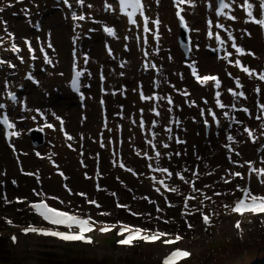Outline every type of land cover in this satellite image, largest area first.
<instances>
[{"label": "bare ground", "instance_id": "1", "mask_svg": "<svg viewBox=\"0 0 264 264\" xmlns=\"http://www.w3.org/2000/svg\"><path fill=\"white\" fill-rule=\"evenodd\" d=\"M100 1L101 0H83V4L80 5L78 11L81 12V9H84L87 14L89 12V16H93L95 19H99V22L103 23L106 27L113 28L115 35L109 36L106 42L101 36L100 40H103V42L99 43V36L93 35L90 36L87 34L86 37H81V35H76V44L78 45V51L76 52V58H74L73 62H76L79 67H81V62L83 61V56L86 48L89 46H92L91 54L95 55V59H101L102 66L105 70H109L107 73V76L104 78V83H94L93 84V90H96L97 88H101V92L103 94H107L108 91L111 88H114L120 84V82H124L127 80L126 83L130 81V85L128 87V90L121 89L118 91L116 97L114 99H109V101L106 103L103 108L94 107V118L95 120L92 122L91 125L89 124H82L79 128L76 127L74 120L78 119L80 117L79 114L76 112H73L71 110L78 109L80 111L81 107H84L87 101V97H84V100L82 102V106H79L78 103H75L74 107L71 109H68V103L72 100L71 98H74L66 89V82L69 76V69L65 74V69L63 72L61 71L60 74H56L55 70L60 65H65V60L59 59L61 51V45L62 40H66V43L68 42V34L69 30L66 28L62 22H59V25L57 22H54V16L50 15L45 17L43 20H39L36 18H32L30 22V27L33 30L34 27H36V30L40 32V34H43V37H41V43L38 45H41V48L44 50H50L49 56L50 59V68L46 71V68L43 72L46 71L44 74V82L49 84L50 93L55 95V100L60 99V97H64L66 101L60 100L59 106L57 107L56 104H52V100H48V89L46 85H42L39 88H36L34 92L41 93V95H44L46 97V100L43 101L44 107H50L51 113H55L56 111L59 112H65L69 115V119L67 120V117L63 119V128L68 131V135L72 136V140H65L64 138L57 139V135L60 132V127L56 121H54V124L56 126L55 130H53L50 133H46L47 136L50 137V147L42 148V150H51L55 152V162L57 164V170L58 173L55 172V169L50 166H45L44 169L46 171L52 170V175L50 176L51 179L49 181L43 180V184H46L44 187L48 191L50 190V187L52 189H56L59 187V196L58 199H65L67 201L71 195H75L79 198H87V199H93L96 202L99 200L95 197L91 196V190L92 188L97 189L96 192L101 193L100 195H107L111 194V178L107 174L106 169V153L105 151H102V155L96 159V164L94 169L89 168V172L83 171L85 169V166H81L79 162H81L78 157L75 155L76 147L78 141L84 136L80 137L79 140H76L79 137V134L82 132L87 136V140L85 141L88 145L89 150H94L96 154L97 151L101 150L99 149V146L101 144H104L106 140H115L117 142H121L123 139L126 140L127 137H131L132 135H136L138 133V130L140 129L141 121H143V127L145 128V139L142 138H134L133 140H130L131 143L135 147L138 146V151L131 154V150L125 148V160L127 161L128 155L131 156V160L134 159V162L132 165H134L132 171L137 172V175H133L132 172L129 174H126V179L129 182V184L135 188V190L140 191L144 188L149 191V186L147 184V178H146V165H143V162L145 161L144 158L139 159L138 154L140 151H142L145 147L150 149H156L157 152L160 153V156L157 158V155H154L150 157V163L152 167L157 166V160H159V166L167 168L169 172L172 173L173 171H176V173H181L185 176L186 179H188L190 182L194 181V187L198 189V191H192V184H185L183 181H181L177 176L176 178L180 180L183 185L182 186H176L175 182L166 179V173L161 174L160 172L156 171L159 176H162L165 178V184L169 185L171 187V183L174 184V187L179 188V192L185 191L186 186L188 188L189 195L187 196H193L196 197V199L190 200L189 203H198V201L203 200V204L199 205L201 209H209L211 208V211H214V214L211 215L212 223L210 227L215 230L219 231L224 229L225 226L230 225L231 216L228 214V210L224 208L223 203L228 197L227 195L230 193V191L234 190L233 181L231 182L225 171H224V161L222 158H224V154L222 151L223 148V126L225 123H228L230 117L228 116L229 108L231 107L230 104V96L231 92L229 89H232L234 92H243L247 88L248 79H244V77H241L243 75V72L240 71H233L230 67V63L233 61H229V72H222L221 67L219 65V61L216 60L213 56H217L216 54H213V56L209 55L210 52V45L212 42L205 43L201 42V31L204 29L210 28L215 23H219L224 25L225 30L227 34L222 31L221 32V39L224 41V44L220 48L219 55L225 56L227 49H231L229 53L232 55L228 56L229 60H232L233 58H240L242 60V64L246 67H249L250 69L254 70L256 74L259 76L261 72H264V66L261 65V61H264V44L262 42V37L260 36V33L257 30H248V25L244 26L242 22L240 21L241 13L244 11L243 7L239 9V4L243 0H229V8L226 10V14L224 18H220L219 20L215 19L212 11H211V21L212 25L209 24V22H206L203 20V16H205L204 11H202V7H197L196 5H202L204 3V0H192L191 3L189 1L185 2V8L187 6V10H185L186 14L185 20L187 22H193L196 23L198 28H195L193 32H191L192 39H193V47L192 52L190 56L188 57V65L182 63L181 69L184 70L179 71V67H177L175 64L166 65L162 69V66L160 64V60L157 59V62L153 64V54H151L152 51V34L153 32L155 35L158 32L159 39H156V43L158 47L162 50L163 45H167L164 35H162V28L167 27L168 32L171 29H174L175 27V33H176V26L173 25L172 21V14L175 13L177 10V4L175 0H143L144 5V11L145 15L148 17V27L149 31L147 32V44H146V53L144 57L139 52V46L136 43L135 40V31L131 27H126L125 20L122 17L117 16V13L115 14V5L110 1L107 0L106 2L108 4L112 5V8L109 12H107L105 15H100ZM213 2V0H211ZM249 2L253 3L254 5V15H257L258 17V5L259 0H249ZM199 3V4H198ZM92 4H97V7H93ZM214 4V3H213ZM90 5V6H89ZM162 10V11H161ZM213 10V9H212ZM7 11H10L7 8ZM161 11V12H160ZM160 14H162L163 21L160 19ZM230 15H234L236 19L234 21H231L227 18ZM30 16V15H29ZM28 16V17H29ZM83 16V15H82ZM191 16V18H190ZM17 19L24 20L23 17H17L13 16ZM90 17L87 15H84V19L82 21V25L79 28L80 33L84 34V28L88 29L92 26L91 20H89ZM159 19L160 24L157 29V27L152 23V21ZM247 20V17H246ZM124 21V23H123ZM24 24H26V20L22 21ZM78 23V22H77ZM89 23V24H88ZM122 23V24H121ZM88 24V25H87ZM252 24V23H251ZM77 25V24H76ZM242 25V26H241ZM58 27L62 30L61 39L59 37L58 33ZM216 27V24L215 26ZM70 28V27H69ZM232 29L236 32H232ZM70 32H72V29H70ZM228 33H231L232 36L235 38L236 43L238 46L243 47L245 49V52H251L252 55H245L243 57H237L235 53V49L231 47L232 41L228 40ZM0 39H2L0 37ZM92 39V40H91ZM170 40V39H168ZM64 42V41H63ZM106 43H110L114 46H117V51L115 52V58L118 59L119 57H123L125 54L135 53L134 54V60L135 63L133 64V59L129 63H127L122 68V72L119 74H114L113 68L111 65H109V58H110V52L107 50H102L103 46ZM49 44H51V47H49ZM69 44V42L67 43ZM73 44V41H70V45ZM37 45V44H36ZM101 47V49H100ZM65 49V46L63 47V50ZM206 50L208 53H206ZM29 50H26L25 48H21V51L19 50L17 53L16 58H22L24 60L26 52ZM68 50L66 49V54ZM175 49L172 53L173 56L175 55ZM33 53L32 51L30 52ZM33 55V54H32ZM34 56V55H33ZM13 58V57H11ZM91 62H93V58H89ZM140 59H147L148 60V70L145 73L144 76L135 73V65H138ZM190 59H193L194 62L198 61L197 64H201V69H211L212 66H207L209 63L208 61H211L213 64V68H217L221 72L216 73V75H208V76H215L220 81V86L217 87L214 91H210L213 87V85H216L215 81H210L207 88L200 89L199 87L193 86L194 84V78L190 72ZM249 59V60H248ZM175 60V56H174ZM246 60L247 63H246ZM38 64V61L36 57L34 56L33 65L31 67V76H33V68L35 65ZM49 62H47L46 67L48 66ZM153 65L155 67H159V70L151 76ZM192 66H196L192 65ZM200 66V65H199ZM20 67V66H18ZM171 67V68H169ZM24 68V66H23ZM197 69V68H196ZM134 70V71H133ZM198 71V70H197ZM211 73V72H210ZM197 74H203L197 72ZM206 74V73H204ZM139 75V77L137 76ZM149 76V78H146L143 80V77ZM47 77V79H46ZM87 77V73L82 74L80 79V90L82 92V83L84 82L85 78ZM239 79L241 84L243 85L241 88L236 87V79ZM27 81L24 83V89H22L18 95L21 96L26 89L29 87L28 84L31 82ZM146 81V83H143ZM261 84H264V81L259 80L258 82V88L260 89V92L257 96L262 95V90L264 88ZM132 85V86H131ZM33 87V86H32ZM31 87V88H32ZM134 88L133 90L130 88ZM25 90V91H24ZM201 90L207 91L202 92ZM249 89H247L248 92ZM8 91V90H6ZM210 91V92H209ZM126 92V95L125 93ZM150 92H154L158 94V98H151L148 97V99H145L143 101H139L137 94L138 93H146L149 94ZM217 92L220 93L219 100L222 104L225 105L224 108H221L217 106ZM86 93V92H85ZM250 93V90H249ZM50 94V99H51ZM238 95L236 96V100L238 99ZM100 98H103L100 96ZM76 99V98H74ZM169 99L171 100V103H169ZM76 101V100H75ZM204 101V103H202ZM90 102H87V104ZM17 102L15 103V105ZM14 105V106H15ZM14 106L8 110L9 119L12 120L11 112L14 108ZM228 107V108H226ZM48 108V109H50ZM209 110L215 114L216 119H213V116L209 114ZM24 112L26 114V121L28 120V114H27V105L24 109ZM159 113V115H157ZM203 113V114H202ZM227 113V115H225ZM52 115V114H50ZM180 115L182 117H180ZM98 118L105 119V123L101 124L100 120ZM187 119V120H186ZM89 119H87L88 121ZM86 121V122H87ZM205 121L209 122L211 125V128H219L220 135L217 137L211 136V133L208 137H204L202 134V126L205 124ZM217 121L219 122L217 124ZM68 122L71 124L68 128ZM85 122V123H86ZM257 125L253 124V126L250 127V131L254 132ZM127 129L129 131H127ZM211 132V131H210ZM232 132V133H231ZM231 136L234 138V142H232L231 146L233 145L237 148H240L241 145L242 148H248V146H244L245 144V138L247 137V133L241 129L237 124L234 125L233 130L231 131ZM1 133V130H0ZM108 135V138H106ZM133 136V137H134ZM193 138V139H192ZM18 140V136L15 137L13 140V143H16ZM180 141V142H178ZM100 143V144H98ZM167 145V147H164V145ZM71 145V147H69ZM153 145H155V148H153ZM232 149V148H231ZM179 153V155H177ZM95 154V155H96ZM261 157L259 162H256V167L264 168V152L259 155ZM76 158V159H75ZM94 158V157H93ZM92 157L90 156V160ZM21 160V158H20ZM29 165V157L27 156L26 149L22 152V160L21 165ZM79 161V162H78ZM91 167V166H90ZM144 169L143 172L141 170ZM187 169V171H184ZM152 171V168H151ZM63 172L64 176L67 177V180H64L62 185H67L66 187L60 188L62 185H56L54 184V180L58 183V175L59 173ZM99 173V175L97 174ZM193 173H198V176H194ZM174 175V173H173ZM244 175V168L242 171V177ZM86 176L88 178H86ZM64 179V177H62ZM227 179L230 181V183H224V180ZM243 180V179H242ZM171 182V183H170ZM205 185H208V187H205ZM99 186V190L98 187ZM258 184L251 181L250 182V190L254 187H257ZM263 186V185H262ZM76 187L75 189H72ZM181 187V188H180ZM69 189L71 192H69ZM165 191V190H164ZM45 192V191H44ZM47 192V193H50ZM222 193V195H214V193ZM46 193V192H45ZM46 193L45 198L48 200V202L52 205L57 207L58 209H62L65 211V208H63L64 203H57L54 200L49 199L50 195ZM77 193H85V196L77 195ZM253 193V192H252ZM256 194H264V193H256ZM207 195L208 197H211L210 200H204V196ZM236 197V196H235ZM234 194L232 198L234 199ZM85 200V199H84ZM104 198L102 200V205L106 204ZM69 202V201H67ZM87 205L89 203H82V205ZM99 205L101 203H98ZM228 204V203H227ZM92 205V204H90ZM197 205H194L195 209H197ZM80 210V209H78ZM83 210V209H81ZM71 213L75 214H81L79 211H70ZM222 212L223 217L220 218L218 213ZM90 216H92L93 220L98 221V224H106L108 217H105L103 219L99 215L95 214L94 212H89ZM33 239H37L35 236H30ZM183 240L186 239V237H183ZM50 242H53L54 240L46 239ZM55 242V241H54ZM20 241L18 240L15 245H18ZM145 247V246H143ZM33 249V248H32ZM101 249V248H99ZM121 251V250H118ZM160 251L163 253L165 249L160 248ZM180 264V263H179Z\"/></svg>", "mask_w": 264, "mask_h": 264}, {"label": "rangeland", "instance_id": "2", "mask_svg": "<svg viewBox=\"0 0 264 264\" xmlns=\"http://www.w3.org/2000/svg\"><path fill=\"white\" fill-rule=\"evenodd\" d=\"M1 1L3 3L0 5V7L7 10L6 6L8 4L10 13L6 12V20L2 18L0 20V34L5 36L10 42L14 43L19 50H21V47L25 48L26 50H29V47H31L32 52L36 53L37 49L41 48V45L38 44L42 42L41 37H43V34H39V32L32 30L30 27V22L36 14H40L36 16L40 20H43L47 16L53 15L54 22H57L58 25L62 20V18H59V16L55 14L56 10L50 9V0H20V2H18V0ZM13 1H15L16 4L13 5L14 7L9 8V2ZM189 1L191 3L193 2L192 0H186V2L188 3ZM15 6L22 9L23 14L27 13L28 16L30 15L29 17L24 18V20H26V24H24L21 19L13 17L14 14H11L17 11ZM92 6L95 8L97 7V4H92ZM187 6L185 8V5L182 4L179 5V9L177 7V11L181 10V15L184 18ZM198 6L202 7V11L206 12L205 16H203V20H209L210 1L204 0V3L202 5H196V8ZM162 17V14H160V19L163 21ZM178 18L179 17L175 16V24ZM231 21L234 20H230V22ZM246 21L247 20H242V24L244 26L248 25V30H257V25L251 24L250 22ZM185 22L188 25L189 35L192 34L191 32H193L195 28H198L196 23L187 22L186 20ZM91 23L92 26L85 31L90 36L98 35L99 43L103 42V40H100V34L103 33L102 28H105V26L103 24H99V21H97L96 24V21L94 19H92ZM35 32L37 33L35 34ZM232 32L236 31L232 29ZM9 33H11L12 35L10 36ZM204 33L205 30L201 31L202 43L204 41ZM57 34L61 39L62 30L59 27ZM162 35L163 39L165 35L164 42L167 37L166 43H168V39H170V37L168 35L167 27L162 28ZM25 41H27L28 43H25ZM64 46L65 49L63 50ZM67 47V43L63 39L61 45L62 52L60 53L61 58L59 59L65 60V65H60L56 68L55 72L57 75L60 74L61 71L63 72L64 69L66 70L68 68L69 56H75L74 48H70L71 53L66 54ZM174 49L176 51L174 55L175 60L172 54ZM91 50L92 46H89L84 52L88 54L89 58H93V62L88 59L84 63V67L87 73V77L84 82V89L86 91L88 99L85 106L80 108V111L78 109L71 110L80 115L78 119L74 120L77 128H79L82 124L91 125L95 120L94 107H104L105 102L107 103L109 99H114L118 91H120L121 89L128 90V87L130 85V81L126 83L127 80L124 82H120L118 86L111 88L106 95L101 92V88L93 90L94 83H104V78L107 76L109 70H105L103 68L101 59L96 60L95 55L91 54ZM102 50H107L108 52H110L109 65H111V67L113 68L114 74H120L122 72L123 66L129 63L131 59L134 58L135 54H125L123 57H119L118 59H116L115 52L117 51V46H114L110 43H106L103 46ZM48 52L50 53V50H48ZM153 53L156 57L159 56V59L163 58L165 56L164 45L162 47V50L160 49V47H157L156 49L154 48ZM248 60H246V63ZM188 61V56H180L179 49L176 47V45L172 44L168 48V53L166 54L164 63L160 62V64L162 66V69H164L165 67L167 68V64L171 66L175 64L177 67H179V71L184 70L185 72V67L184 69H181V64L184 63L187 65ZM156 62L157 59L155 58L153 63L155 64ZM190 63H192L193 65H195L196 63L195 68H197L199 73L203 74L210 72L219 73L221 72L220 70H223V68L220 70H218L217 68H213V64L211 63V61H208L209 64L207 65L212 66L211 69H201V64H197L198 61L194 62L193 59H190ZM222 64L223 60H219V65ZM17 65L21 64L18 63ZM49 68L50 63L48 64L46 71ZM156 72L157 68L154 67L153 73ZM19 73L20 70L16 68L9 74L10 86L8 87V89L13 87L14 83L17 81ZM135 73H137V65L135 67ZM44 74L45 73L41 70H38L37 67L34 72V75H36V79H34L38 81V83L30 85L20 96L18 106L13 113L15 127L17 132L19 133L18 140L14 144L13 148H5L0 136V229L6 227L5 224L8 220H11L12 223L15 224L16 228L18 226L28 224L29 218L23 211V204L29 200L43 198L47 192H50L44 187L46 184H43V180L49 181L51 179L50 171H46L44 169L45 165L42 159L43 155L40 154V149H38L45 144V139L41 146H39L38 148H32L30 145V139L28 136H26L27 131L37 126H44L46 123L53 124V121L57 119L56 117H60L62 119L67 117L68 120V114L70 113V111L68 112V109H72L75 105V101L73 100V98H71L70 100H72L73 103L71 101L68 103V114L65 112L58 113L57 111L55 113H51L50 107H44L42 104L43 101L46 100V97H44V95H41V93L34 92L36 88H39L42 85L47 86V99L52 100V104H56L58 107L60 100L66 101L64 97H60V99L55 100V95L50 93L49 84L44 82ZM246 79H250V77L246 76ZM247 88L244 90V96L238 97L237 101L234 102L233 109H230L232 121L235 120V117L236 122H238L237 125L239 127L244 126V128L250 127L253 124V121H256L252 118V115L258 114L260 111H262V109L264 110V108L261 107V105H264V93H262L260 97L254 94V92H252L253 95H249L247 92ZM131 89L132 87L130 88V90ZM124 93L126 95V92ZM142 95L146 98L149 97V95H146L145 93H139L137 95L138 100H144L141 99ZM100 96H102L103 98H100ZM154 97H157V95L154 94ZM89 98L90 102L87 104ZM25 103L27 105V121L26 114L24 112ZM202 103H204V101H202ZM245 108L248 109L247 112L241 111V109ZM180 117L182 116L180 115ZM87 119L89 120L87 121ZM98 120H100L101 124L105 123L106 121L102 118H98ZM227 124L228 125L223 130V135L225 134L226 137L230 135V132L234 128V124ZM69 127L71 129V124L68 122V128ZM201 129L204 137H208L210 133L211 136L214 137L220 135L219 130H213L210 132L209 125H206ZM127 131L129 130L127 129ZM133 136L134 135H132L131 137H127L126 140L123 139L121 142H117L115 140H106L103 144V147H101V145L99 146V149L101 150L97 151L98 154H96L94 150L91 151L88 149V145L85 142L87 140V136L81 132L79 134V137L76 139L79 140L80 137H82L77 143L75 152V155L81 161L78 162L81 166H85V169L83 171L89 172V168H95V159H97L99 155H102V151H105V161L107 164L106 169L107 174L111 178V180L109 179V181L111 182L110 186L112 192L111 194L103 196L100 195L101 193L97 194V192H95V188L93 189V191L91 192V196H96V198L99 199L97 201V203H101V207L99 208H97L95 205L90 204L82 205V203H88V199L84 198V200L71 194V198L67 200L69 202L65 201V199H58L57 203H60V201L62 200L64 203L62 207L70 211H79V213L92 211L103 219H105V217H108V223H125L130 224L134 227L138 226L145 229H156L159 231H164L166 233H170L171 235L181 233L184 237H186V239L183 241V245L191 246L196 251V255L184 264H264V231L257 232L253 229V227L245 226L242 231V238L238 239L242 241L239 242L236 241V239L233 237L234 231L231 229L230 225L225 226L224 229L219 231L213 230V227L211 228L210 226H199V212H197L194 207V205H197L198 203H189L188 209H185L183 207L186 197L184 193H173L170 191L167 197L163 198L162 200H158L151 197L146 188L140 191L135 190V188H133L129 184L125 176L126 174L132 172L125 169H132L134 167V165H132L134 159L131 160V156L128 155V159L126 161L124 157L126 152L124 150L125 148L127 149V151L128 149L131 150V154L138 151V146L135 147L130 140H133L134 138H141L142 132L138 130V133L134 137ZM106 138H108V135ZM242 146L243 145H241L240 148L234 146L232 147V151L226 152L225 154L223 153L224 158L222 159L224 161V171L227 177L232 181L234 180L232 179V175H230V173H241L240 169H242L241 165L243 164V160L247 157V155H254L257 150V146L255 144H251L250 146H248V148H242ZM25 149L30 161V164L26 166L23 165V161L21 165L22 152L25 151ZM37 153H39L40 155L38 156ZM237 153H239V155H237ZM90 156L92 157L91 160ZM121 163L125 166L124 168L120 167ZM25 173H32V175H26ZM172 173H174V175L170 178V180L174 181L176 186H182L183 183L176 178V171L172 170ZM37 176L39 177V181H37ZM64 180L65 179L63 178L61 180L59 179L58 183L54 180V184L62 185ZM13 181H15V183H13ZM63 187H65V185H62L60 188ZM171 187H174V184L171 183ZM75 188L76 187L72 189ZM58 189L59 187L56 189H52V187H50V190L52 191L47 194L50 195V197H58ZM38 193H43V195H37ZM112 193H115L116 195H112ZM4 197H7V200L11 201V203L5 204ZM144 197H147V199H144ZM104 198L106 199V204L102 205V200ZM54 201L56 202V200ZM150 201L152 202L150 203ZM118 203L121 205H127L128 207H117ZM170 204L172 205V207H169ZM157 208H159L160 210L157 211ZM185 211L192 212L194 214L191 216H182V213H184ZM202 211L206 212L208 210L204 209ZM101 212H107L110 213V215L102 216L100 215ZM132 213H136L137 215H133ZM186 220L193 225L192 229H189L187 227V223L185 222ZM165 221H168V223H165ZM205 228H207V230H205ZM3 236L2 238L0 237V264H43V259L47 261V264H158L157 256L160 252V248L157 246H151L149 248L143 247L140 249L132 250H121L115 252H112L110 249L104 246L90 248L81 247L78 245H67L64 247H60V245L56 246L57 244L52 243L48 240L33 239L32 237H22L18 245L10 246ZM225 238L233 239L228 240ZM217 240H219V243L218 245H215V242ZM51 246L54 247V250H57L55 251V255H50V251L46 252L48 255L45 253V249L50 248ZM34 247L36 250L32 249Z\"/></svg>", "mask_w": 264, "mask_h": 264}, {"label": "snow or ice", "instance_id": "3", "mask_svg": "<svg viewBox=\"0 0 264 264\" xmlns=\"http://www.w3.org/2000/svg\"><path fill=\"white\" fill-rule=\"evenodd\" d=\"M18 2H20V0H18ZM65 4H68V0H64ZM178 9H179V5H182L186 2V0H175ZM77 3L83 4V0H77ZM218 8H217V15H222L225 9H228L230 6L228 3L225 2V0H218ZM10 6V5H9ZM70 6V5H69ZM90 6V5H89ZM118 6H119V12L121 14H123L124 16L127 17V21L129 24H135L137 23V20L135 19V17H137V14L139 15V17L143 18L144 21V32L147 33L149 31V27H148V17L145 15V11H144V5L142 3V0H118ZM106 8L111 9L112 5L111 4H106L105 5ZM246 16H247V21L246 22H250L252 24L257 25L262 32H264V0H259V5H258V17L257 15H254V5L253 3L249 2V0H244L243 5H242ZM4 9L0 8V12H2ZM176 16L179 17L180 20V24L182 27L184 28H188L187 23L185 22L184 17L181 15V10H178L176 12ZM73 20H83L84 16H77L75 13H73ZM230 20H235L236 17L234 15H230L227 17ZM152 23L157 27H159L160 21L159 19L152 21ZM209 24H211V21H209ZM217 27H222L221 25H217ZM104 32L107 33L110 36H114L115 32L113 30V28L111 27H105L104 28ZM9 35L11 36L12 34L9 33ZM212 33L209 32V36H211ZM156 39H159L158 36V32L156 34ZM228 40L232 41L231 47L235 49V53L237 55V57H243L246 54L247 55H252L251 52L246 53L245 49L243 47H240L237 45L235 38L232 36L231 33L228 34L227 37ZM216 40L219 44L223 45L224 41L221 40L220 36L217 35L216 36ZM25 43H28L27 41H25ZM145 43H147V40H145ZM49 47H51V44H49ZM12 51L13 52H17L19 51V49L16 47L15 44L12 45ZM32 49L31 47H29V52H31ZM145 55H147V53H145ZM232 55L231 53H226L224 56V59H227L228 56ZM45 62H50L48 61L47 57H45ZM0 63H3V61H0ZM12 66V65H10ZM234 66L239 68L240 71H242L243 73H246L248 75V77H253L256 75V72L252 69H250L249 67L244 66L241 63V59L240 58H236L234 60ZM153 67H155V65H153ZM73 69H74V75L72 76L71 79V87L73 89V91H79V83H78V78L80 77L81 73L79 71H75V64H73ZM192 74L193 76H195V78L197 79V81H199L200 83H205L208 81H215L216 86L219 87L220 86V81L217 79V77L215 76H200L197 74V69L195 68V66H192ZM28 79H32L31 76L28 77ZM258 79L261 81H264V72H261L260 75L258 76ZM34 83H38V81H33ZM243 85L241 84L240 80L237 78L236 79V87L237 88H241ZM229 91L232 93L233 96H244L243 92H234L232 91V89H229ZM257 92L260 91L259 88L256 89ZM217 106L220 108H224L225 105L222 104L219 100V96L220 93L217 92ZM9 98L12 101L16 100L15 95H13L12 93H9ZM141 99H147L146 97H144L143 95L141 96ZM169 103H171V100L169 99ZM4 105L0 104V108H3ZM262 108H264V105H261ZM241 111L247 112L248 109H241ZM203 114V113H202ZM209 114L213 116V119H216V116L214 113H212L209 110ZM157 115H159V113H157ZM225 115H227V113H225ZM58 120H60V117H56ZM259 118V117H258ZM63 120H60V131H64L63 128ZM219 122L217 121V124ZM0 124H2L5 129H14L15 125L9 121V118L7 117V115L3 116L2 119H0ZM205 124H207V121H205ZM47 128H53L52 124H46L45 125ZM141 127H143V121H141ZM244 131L248 133V137L250 139L253 140V142H255V137L252 131H250L247 127L244 128ZM6 137H12V136H18L19 133L15 132V131H7L5 133ZM65 136L68 140H72V136L68 135L67 133H65ZM227 139L229 141H233L234 142V138L229 135L227 137ZM180 142V141H178ZM104 145L101 144V147H103ZM69 147H71V145H69ZM164 147H167V145L165 144ZM227 147V145H226ZM153 148H155V145H153ZM229 151H232V149L229 147ZM139 155V153H137ZM37 155L39 156L40 154L37 153ZM157 158L160 156V153L157 152ZM177 155H179V153H177ZM237 155H239V153H237ZM145 156H147V153H145ZM54 163V162H53ZM262 163H264V161H262ZM55 166V165H54ZM243 165H241L242 167ZM121 168H124L125 166L121 163L120 164ZM150 168H152L153 172H160L161 174H167L168 178H171L173 176V173L169 172V170L167 168L164 167H160L159 166V160H157V166L156 167H152L151 165H149ZM127 171H132L131 169H125ZM184 171H187V169H185ZM248 171L249 173H255L256 176L260 177V184L264 185V168H254L252 166L251 163L248 164ZM26 175H32V173H25ZM62 177H64L65 180H67V177L64 176L63 172L59 173ZM99 175V173H97ZM133 175H136L135 172H133ZM181 181H183L185 184H189L191 183L192 186V191H198V189H196L194 187V181H189L188 179L185 178L184 175H182L181 173H176L175 174ZM194 176H198V173H193ZM230 175H234L236 177H240L241 179H243V177L241 176L240 172H235V173H230ZM86 178H88L86 176ZM155 179V178H153ZM37 181H39V177L37 176ZM13 183H15V181H13ZM158 183L160 185H162L165 189V191H171L173 193H178L179 192V188L178 187H170L169 185L165 184L164 180H159ZM224 183H230L229 180L225 179ZM65 187L67 188V185H65ZM98 190H99V186ZM205 187H208V185H205ZM238 190L242 191L243 195L241 198L236 199V201L234 202V204L229 205V204H224V208L228 209L230 214H235L238 217H244L245 214H249L253 217L255 216H259V215H264V195H257V194H253L252 191L248 188V187H244V188H239L238 186ZM157 191H160L159 188H157ZM69 192H71V190L69 189ZM37 195H43V193H38ZM77 195L80 196H85V193H77ZM112 195H116L115 193H112ZM214 195H222V193H214ZM49 199L51 200H58V197L52 196L49 197ZM144 199H147V197H144ZM196 199V197L193 196H187L185 197L184 200V205L183 207L185 209H188L189 207V201ZM211 197H208L207 195L204 196V200H210ZM4 202L5 204L11 203V201L7 200V197H4ZM152 201H150L151 203ZM60 203H63V201L61 200ZM88 203L95 205L97 208L101 207L95 200L93 199H88ZM203 204V200L198 201V206L196 211L199 212L200 216L202 217V223L204 226H210L212 223L211 220V216L210 214H207L206 212L202 211L201 208L199 207V205ZM30 208L36 213V215L40 218H42L43 221H46L48 225H51L53 227H36L33 226L32 224H28L26 227L22 228L21 231L25 234L28 233H33L36 234L38 236H43V237H52V238H56L60 241H64V242H82L84 244H92L93 240L92 237L90 235H88V233H91L94 231V225L97 224V222L95 220H93L90 216L89 217H81L79 215L76 214H70L68 211H64V210H59L57 207L55 206H50L48 203L45 202V200H40L39 202H33L30 205ZM117 207H124L127 208V205H121V204H117ZM169 207H172V205L170 204ZM160 209L157 208V211H159ZM133 215H137L136 213H132ZM194 213L192 212H188L185 211L184 213H182V216H191ZM100 215L102 216H107L110 215V213L107 212H101ZM187 223V227L189 229L193 228V225L188 222L187 220L185 221ZM7 223L9 225L12 224L11 220H8ZM165 223H168V221H165ZM261 224H264V220L260 221ZM118 230L115 233L119 239L116 240V244L120 245V246H132L133 244H135L136 242L139 241H144V242H154L159 238L162 237H166L168 236V239H164L163 243L164 244H173L176 243L178 241L182 240V236L180 234H176L174 236V238L171 236L170 233H166L164 231H156V232H149L146 229L140 228V227H132L128 224H124V223H120L118 226L117 224H112V225H107V224H102L100 225L98 228H95L96 231H99L100 233H107L110 232L112 229L117 228ZM235 229H237L238 231L241 229V219H236L235 224H234ZM64 229V230H60V229ZM205 230H207V228H205ZM11 240L13 243H16L17 238L16 236H12ZM191 253H189L187 250H182L179 247L175 248V250L171 251L168 255L164 256L163 258V264H177V261L182 259V258H188L190 257Z\"/></svg>", "mask_w": 264, "mask_h": 264}, {"label": "water", "instance_id": "4", "mask_svg": "<svg viewBox=\"0 0 264 264\" xmlns=\"http://www.w3.org/2000/svg\"><path fill=\"white\" fill-rule=\"evenodd\" d=\"M180 35L183 37V34L182 33H180Z\"/></svg>", "mask_w": 264, "mask_h": 264}]
</instances>
